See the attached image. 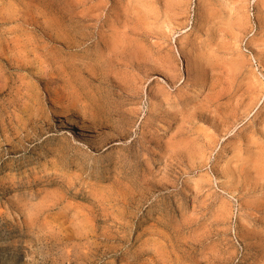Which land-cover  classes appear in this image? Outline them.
Returning a JSON list of instances; mask_svg holds the SVG:
<instances>
[{"label": "rangeland", "instance_id": "obj_1", "mask_svg": "<svg viewBox=\"0 0 264 264\" xmlns=\"http://www.w3.org/2000/svg\"><path fill=\"white\" fill-rule=\"evenodd\" d=\"M0 264H264V0H0Z\"/></svg>", "mask_w": 264, "mask_h": 264}]
</instances>
